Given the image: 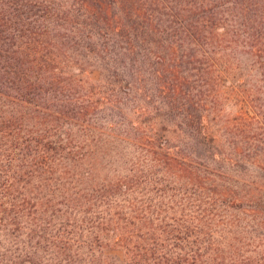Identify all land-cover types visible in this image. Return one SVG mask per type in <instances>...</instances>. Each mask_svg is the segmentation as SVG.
Masks as SVG:
<instances>
[{
  "label": "trees",
  "instance_id": "trees-1",
  "mask_svg": "<svg viewBox=\"0 0 264 264\" xmlns=\"http://www.w3.org/2000/svg\"><path fill=\"white\" fill-rule=\"evenodd\" d=\"M261 91L264 0H0V264H264Z\"/></svg>",
  "mask_w": 264,
  "mask_h": 264
},
{
  "label": "rangeland",
  "instance_id": "rangeland-1",
  "mask_svg": "<svg viewBox=\"0 0 264 264\" xmlns=\"http://www.w3.org/2000/svg\"><path fill=\"white\" fill-rule=\"evenodd\" d=\"M241 63L244 65V67L248 68L250 61L247 59V57H242ZM104 75L105 73L98 68L89 71L86 77L88 78L90 83L99 84L104 78ZM256 78H261V71L258 67L256 68ZM241 95H244V93H242ZM233 97L234 99L232 104H236V106H231L226 111H224L223 119L220 123V127L229 126L232 129L231 134L227 133L226 129L224 128H216L213 121H208V123L211 124L210 130L215 131L218 137H221L224 140H234L236 144L239 143L240 145L239 149L222 150L230 153L236 159H242L241 153H243L244 155L257 154L259 155V161H261L260 165L264 167V91L257 93L256 95H254V97H251V99L249 100L250 104L245 107V109L248 110H246V113H249L251 111V116L255 115L256 112V121L247 120V122H241L239 120L240 117L237 118L236 112L239 108H241V103L239 100V96L235 98V96L233 95ZM255 106L257 108H255ZM243 111L245 110L243 109Z\"/></svg>",
  "mask_w": 264,
  "mask_h": 264
}]
</instances>
